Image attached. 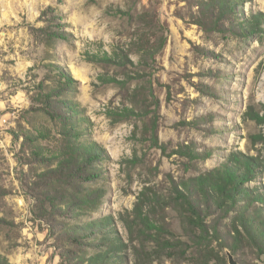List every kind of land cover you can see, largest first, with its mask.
Masks as SVG:
<instances>
[{
    "label": "rangeland",
    "instance_id": "1",
    "mask_svg": "<svg viewBox=\"0 0 264 264\" xmlns=\"http://www.w3.org/2000/svg\"><path fill=\"white\" fill-rule=\"evenodd\" d=\"M222 1L0 0V262L89 264L106 231L126 245L120 264H264L234 243L232 213L199 203L195 237L173 200L175 184L196 199L190 178L230 153L261 160L244 185L264 199V33L240 29L264 0ZM64 121L98 176L58 167Z\"/></svg>",
    "mask_w": 264,
    "mask_h": 264
},
{
    "label": "trees",
    "instance_id": "2",
    "mask_svg": "<svg viewBox=\"0 0 264 264\" xmlns=\"http://www.w3.org/2000/svg\"><path fill=\"white\" fill-rule=\"evenodd\" d=\"M219 4L220 8H222V11L223 9H226L227 12H231L230 8L233 6L232 1L223 0ZM263 18L264 14L253 13L248 18V20L245 21V23H249L248 28L240 27L241 23L239 27L244 32L248 29L251 30V32L254 31L264 33L263 27L260 26L262 21H264ZM236 23L239 25V21ZM162 44L160 46H162ZM159 48H156L153 53L157 52ZM86 54L88 59L93 62L98 61L109 64L112 61L116 62L119 59L121 60L118 61L120 64L124 63V57H121L120 54L115 55L117 58L111 57L107 53H104V55H96L91 53ZM63 76L65 78V85L74 82L70 75L63 73ZM102 79L106 81H115L113 77L108 79L103 77ZM65 116L66 115H64V118ZM66 123V121L63 122V125L65 126L64 135L67 138L66 147L68 148V151L64 153V156L59 161L58 167H60L61 170L63 168H69L71 171L78 174L82 180L87 177L92 178L96 175L98 176L97 171H94L93 164L96 159H100L98 153L95 152L94 149H92L93 147L88 143L85 144L82 141H79V143L70 142L69 137H79L80 132L72 131L71 127L68 128ZM186 149L187 154H189V156L192 158L199 155L196 151H193L188 147H186ZM257 164H259L260 168H262V162L258 157L248 159L244 156H241L239 153H230L227 155L226 161L223 162V164H221L219 167H215L206 174L190 178L192 181H194L192 184L194 192L191 191L190 194L192 195L196 192V199H192L188 192H183L178 188L179 185L175 184L173 200L179 205L182 213L185 215L184 217L192 225L193 229H191V234L195 237L197 236L202 238L204 234H206V230L203 228L202 224L203 217L201 216L199 203L203 202L206 206H213L223 214L232 213L229 224L234 243H245L247 246L254 248L257 251V254L263 257L264 262L263 208L261 205H254L250 211H247L250 204H253L256 202V200L261 204H264V199H262L263 197L259 191H250L249 188L245 187L244 185L245 182L255 178V169L257 168ZM182 184V186L187 188L185 182ZM89 194L93 198V203L98 202L101 197L98 190H92L89 192ZM141 203H143V199H141L140 203L138 202L135 207L136 213H138V215L141 214L142 211ZM107 219L105 223H107ZM140 221L143 223V226L150 228L151 225L148 218L145 217L144 219L142 215ZM94 224L95 223H91L89 225H85L84 227L97 228ZM127 226L128 228L131 227L128 224ZM102 234V236L97 238L98 243H95L101 247H95V253L91 254L87 258L88 263L120 264L117 261L120 256L118 252H120L123 247H126V245L118 239L107 236L109 233L106 231ZM150 236L148 237L152 238V240H154L158 246L164 245V243L158 237V233H154L151 237ZM232 249L235 253L236 247L232 246ZM207 259L208 257H205V259L202 261L194 256V259L192 260L195 261V264H208ZM0 264L6 263L1 261Z\"/></svg>",
    "mask_w": 264,
    "mask_h": 264
},
{
    "label": "water",
    "instance_id": "3",
    "mask_svg": "<svg viewBox=\"0 0 264 264\" xmlns=\"http://www.w3.org/2000/svg\"><path fill=\"white\" fill-rule=\"evenodd\" d=\"M228 262L229 264H238L237 261H235L232 257V255L228 254Z\"/></svg>",
    "mask_w": 264,
    "mask_h": 264
}]
</instances>
